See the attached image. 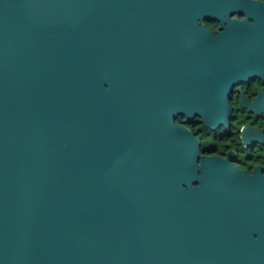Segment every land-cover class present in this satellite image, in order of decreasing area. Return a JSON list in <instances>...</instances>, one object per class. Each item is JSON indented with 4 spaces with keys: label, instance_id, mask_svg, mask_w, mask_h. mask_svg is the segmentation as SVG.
Listing matches in <instances>:
<instances>
[{
    "label": "water",
    "instance_id": "water-1",
    "mask_svg": "<svg viewBox=\"0 0 264 264\" xmlns=\"http://www.w3.org/2000/svg\"><path fill=\"white\" fill-rule=\"evenodd\" d=\"M209 6L0 0V264H234L223 228L264 217V168L203 155L177 119L228 125L264 28ZM241 101L264 117V93Z\"/></svg>",
    "mask_w": 264,
    "mask_h": 264
},
{
    "label": "flooded vegetation",
    "instance_id": "flooded-vegetation-1",
    "mask_svg": "<svg viewBox=\"0 0 264 264\" xmlns=\"http://www.w3.org/2000/svg\"><path fill=\"white\" fill-rule=\"evenodd\" d=\"M210 2V12L217 16L223 14L225 19L243 21L251 26L264 28V0H207ZM213 33L223 30L220 20H199ZM259 93H264V80L251 78L235 85L229 93V103L232 113L227 126L210 130L200 123L198 117L187 119L178 117L177 123L190 128L201 140V151L206 156L229 157L230 162L238 168L250 173L256 167L264 168V147L251 144L248 148L242 142V128L249 127L264 134V117H256L242 105V96L249 103L254 102ZM230 153H233L231 155ZM241 214L236 216L231 224L223 228V234H228V245L234 252V264H264V217H254L252 209L240 207Z\"/></svg>",
    "mask_w": 264,
    "mask_h": 264
}]
</instances>
